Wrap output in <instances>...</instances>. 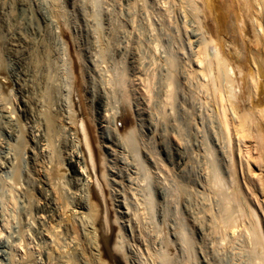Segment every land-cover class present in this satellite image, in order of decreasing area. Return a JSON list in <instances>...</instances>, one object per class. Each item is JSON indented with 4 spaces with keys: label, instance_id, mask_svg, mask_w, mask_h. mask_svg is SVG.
I'll return each mask as SVG.
<instances>
[{
    "label": "bare ground",
    "instance_id": "bare-ground-1",
    "mask_svg": "<svg viewBox=\"0 0 264 264\" xmlns=\"http://www.w3.org/2000/svg\"><path fill=\"white\" fill-rule=\"evenodd\" d=\"M24 1L25 0H0V264H80V260H82L81 258L83 257V255L81 257V254H83V253L80 252V245H81L80 244V234H81L80 225H83V222L85 223V225L82 226V229H84L83 227L86 226L84 231L87 230L89 234H92V236L91 235H89V236H91L93 238L96 237V239L99 240V242L102 244L101 248H103L102 250L105 252V255H111V257L113 259H115V258H117V257H115V256H117L116 255L117 253L114 255L112 252V249L115 250L114 252H116V251L118 252V251L123 249V244H126V241L123 240V238H125V236L123 235L124 234L123 233V227L120 225V223L123 221V220L121 221V218L124 216L126 217V215L130 212V210H131L130 208L132 207V205L129 206V204H128L129 207L128 206L127 207H128V209H130V210H128V212L127 211H125V212L118 211L120 209L119 207H120L121 201H119L116 194H118L119 192L114 194V192L111 191L110 188L113 185H115L116 183H119L120 180H123V177L118 175V173L119 174H122V173H120L119 171L117 173V169L115 170V167H117V166L115 165V167H113V165L115 163L114 164H112V163H113V160L115 157L119 158V156H117V153H122V152L126 151V153H124V154H126V156L125 155L124 156L129 157L127 154L130 152V151L127 152V150L131 149V146H129V145L135 144L134 146L136 148V142H138V141H136V142L134 141L135 143H133L132 137H134L135 135L137 136V134H138V133L136 134V132L134 133L133 130L134 129L136 130V128H138L142 125L140 123L139 126L136 127V121H140V117H141V113H142L141 110H140V112H141L140 113V112H138L139 110H137V109L142 104H139V106H138V104L136 103L138 106L136 108L137 112L132 111L133 108L131 106V104H132L131 100H134L135 98L134 99H133V97L130 98V95H132V94L128 93L130 90L127 92V90L131 89V87H129L128 89H125V87H128L131 85L130 84V85L126 86V82L129 83L128 81L133 76H131L129 74L131 77L128 75L129 80L126 81L127 80L126 72H128L129 70L127 71V69L124 68L126 72L124 70L120 71V73L117 71L119 73V75H117V78H116L117 83L116 84L119 85V88L121 87V90H122V92L120 91L121 94L119 95V97L118 96L115 97L116 103H113L114 101L112 102L110 97L112 98L113 95H115L114 92H113V95L111 96V94H110L111 92L110 93L108 92V90H110V88H108V90L106 89V87H104L105 89L101 88L103 91L102 92L100 91V92H101V94L102 93L103 94L99 96L98 102L96 101L97 102V111H96V115H93L91 112L92 110L90 109L92 107L90 105V102L93 99V97H95V95H94L95 94V89H94L95 87L93 85L94 82H92L94 79L92 76L91 78L93 80H91V81L89 80L91 75L88 76V71L90 69L87 71V68H86L87 65L84 66V64H83V60H82L83 56H81V49H80L81 46H80L78 37L75 35L76 32H75L74 21H72V19L69 17L66 10L64 9L65 7H63V5L61 4V2L59 0H47V1L46 0H29L30 4H28V3L25 4ZM183 1H184V3H187L191 6H193V10L195 13L198 12L195 9L199 8V7H200L199 10L202 8L201 9L202 12L206 10V13L204 15L206 17H203V18H206L205 25H206V28L208 30V33H210V35L205 34V36H207V38L204 39L205 40V42H204L205 47H204L203 52L201 51V54H203L204 59L202 57L201 58L203 60H205V59H207L206 57L209 55V60L207 59L208 61L207 60L203 61V62L208 64L207 66H204V67H208L211 71H213V72L215 71L218 74V77L217 78L215 77L213 80H214V84L218 85L217 91L219 93L221 92L222 93L221 96L223 97L220 99L219 103L217 101L216 102L219 105V109H220L219 118H221L220 119L221 124H219V125L222 127V131H221L222 133L220 132L221 137L219 136V138H220L219 142L221 140L222 146L220 145L221 147L220 146L219 147H220V149H222L221 152L223 153V159L225 160V168H226L225 173H227L228 175H222L220 171L218 172L219 168L216 167L217 164L215 166L213 165L214 166V168H213L214 175H213V179H212L213 181L212 180L211 181L216 186V189H217L218 193L220 194L219 197L221 198V204H219L221 207L219 210V216H218L219 220L218 219L217 220L221 226L224 225L225 227H229V229L231 228L230 230H232L234 227V230H235L237 228L236 226H238V225L235 226V224L238 220L237 218L246 217L248 219V223L246 224L245 229L248 233V236H249L248 238H250L252 241L250 239L249 240L254 243L253 247H254V256H255L256 264L257 263L263 264L264 263V233L262 230L261 220H260V217L255 216V214H254L255 210L253 209V204L251 203L252 201L250 200V197H248V195L244 192V190L242 189V187L240 185V182L238 180V173H237L236 159H235V152H236L235 148L236 147L234 145V142L237 140L236 138L240 133H243V135H244V133L246 132L245 127L247 125L246 123L249 122L248 120L250 118L249 117L250 112L247 111V112H249V114H248L244 110H241L239 107V104H238L239 102L238 103L236 102V100H235L236 98L237 99L239 98V100H240V97H242L241 96L242 93L241 94L239 93L240 97H239V95L237 97V93L239 91L242 92V90L238 91L236 89L239 86L240 80H237L239 82L238 83L237 81H235V79H233V78H235L236 74L234 75V77L231 76L230 74L232 71L237 69L239 74L241 76H243L242 72L244 71L243 70L244 66L239 65L241 62L239 63L238 59H235V63H233L234 61H232V57H236V56H230L231 58H229L228 52H226L228 55L224 54L225 52H224V50H222L223 47L218 42L219 39L212 32L213 28L210 25V22H216L217 23V21L219 20L218 19L219 17L217 15L218 13L216 15H214L216 8H218L217 6H215L213 8L212 5L214 3H212V1H214V0H183ZM73 2H74V0H73ZM235 2L237 4L236 6L238 9V12H241L242 17L245 14L252 13L249 15H250V18L252 19V27H253V33H254V37H255L256 47H259V46L262 47L261 50L258 49L256 51V58L254 59V62H253L255 67H248L247 71L249 72V76L251 79V84H250L251 85V92L250 93L253 96V104H252L253 111L251 108V111H252L251 119H252V123H253V130L252 131H253V135H254V138H255L257 144L260 147H263V145H264V0H228L225 4H222V8L225 7L226 10L227 9L229 10V8L233 7V4ZM180 4H181V2H180ZM18 5L23 6V8H21V12H18V9H19ZM183 5H185V4H183ZM81 9H83V8H81ZM93 10H94V8H93ZM190 11H191V9H190ZM27 12H31L36 16L37 21H38V29H37V31H35V29L31 28V25L29 24L30 27L27 30H29L30 34L28 33L27 36L26 35L22 36V34L20 35V33L18 32V30H20V28H24V26L28 23L27 17L25 16ZM87 12H89V11H87ZM194 12H193V14H194ZM196 14H194V15H196ZM239 17H240V15H239ZM198 18L199 17H197V19ZM95 21H97V20H95ZM82 22L85 25L84 27H85L86 31L89 32V36H92L91 35L93 33V32H91L92 22L90 20H88L87 18H83ZM242 23H243V21H242ZM29 25H27V27ZM92 31H93V29H92ZM95 31H96V29H95ZM218 31H219V29H218ZM93 36H94V34H93ZM221 39H222V37H221ZM100 41H102V40L100 39ZM197 41L200 42L199 40H197ZM107 45L108 44H106L104 46V43H103L104 47L101 48L103 58L107 57L109 55L110 49L108 48ZM96 46H97V44H96ZM96 46H93V47H96ZM241 47H243V45ZM235 48L236 47H234V49ZM90 49H92V48H90ZM228 49H230V48H228ZM199 50H200V46H199ZM210 50H213V52H211ZM242 50H244V49H242ZM242 50H240V51H242ZM99 51H100V48H99ZM124 53H126V52H124ZM196 53H198V52H196ZM199 53H200V51H199ZM201 54H199V56ZM168 55H167V57H168ZM230 55H231V53H230ZM238 55L239 54H237V56ZM97 58H99V57H97ZM197 59H198L199 63L202 65L203 64V62L201 63L202 59H199V58H197ZM164 62H165V60H164ZM171 62L173 63V61H171ZM171 62H170V64H171ZM165 63H163V64H165ZM187 63H188V60H187ZM232 63L236 64V67H233ZM114 64H115V62H114ZM203 65H202V69L204 71ZM96 66L99 68V64H97ZM96 66H94V67H96ZM89 67H90V65H89ZM187 67H188V65H187ZM98 68H97V71L100 72V70L102 68L100 70ZM189 68H188V71H189ZM183 70H185V69H183ZM192 70L194 71L196 69H192ZM190 71H189V73H190ZM193 71H192V74H194V75L197 74L195 72L193 73ZM238 72H237V75H238ZM154 73H156V72H154ZM199 74H201V73H199ZM107 75H108V73H107ZM188 75H187V77H188ZM194 75H192V76H194ZM202 75H204V77H205L206 73L203 72ZM175 76H176V74H175ZM189 76H191V73ZM192 76H191V78H192ZM196 76H194V77L196 78ZM207 76L209 77V75H207ZM139 77H140V79L142 78L141 76H139ZM153 78H154V76H153ZM237 78H239V77L237 76L236 79ZM95 79H96V77H95ZM184 79H185V77H184ZM205 79H207V78H205ZM142 80H144V79L142 78ZM185 80H187V79H185ZM99 81H103V80L99 79ZM170 81H169V83H170ZM97 82H98V80H97ZM132 82H130V83H132ZM98 83H100V82H98ZM143 83H145V82H143ZM237 83H238V86H237ZM104 85H105V83H104ZM132 85H134V84H132ZM205 85L207 86V83ZM135 87H136V85L132 89H134ZM240 87H241V85L238 87V89ZM99 89L100 88H98V90ZM206 89H207V87H206ZM111 90H112V88H111ZM143 90H145V89H143ZM235 90L238 92H235ZM131 91L133 92V90H131ZM146 91H147V89H146ZM135 92H137V91H135ZM167 92H168V89H167ZM108 93H109L110 97L108 96ZM137 94L135 95L136 97H137ZM152 95H151V97H152ZM167 95L168 94H166L165 99H167L168 97L170 98V96L169 95L167 96ZM142 96H143V94H142ZM215 96L217 97L218 95H215ZM95 98H94V100H96ZM218 98L219 97H217L216 100H218ZM224 98L225 99L227 98L228 100L226 99V101H225ZM113 99H114V97H113ZM163 99H164V96H163ZM149 101H150V99H149ZM133 102H135V101H133ZM240 103H241V101H240ZM113 104L117 105V107L115 105L113 106ZM154 104H156V103H154ZM94 105L95 104H93V106ZM147 105H148V103H147ZM151 105H149L150 106L149 110L152 107ZM113 107H116V109L119 107L118 113H116L117 110L115 111V113L113 112V110H114ZM139 108H141V107H139ZM162 108H163V106H162ZM142 109H144V108H142ZM159 109H160V107H159ZM248 110H250V109H248ZM143 111H145V110H143ZM216 111L218 112V109H216ZM154 112H155L154 115H156L157 112L156 111H154ZM151 114H153V113H151ZM158 115H160V114H158ZM158 115H156V116H158ZM143 116H145V115L143 114ZM150 116H153V115H150ZM232 117H233V119H236L237 123L234 122V123H236L235 126H233V119H231ZM147 118L148 117H146V119ZM150 119H152V118H150ZM162 119H163V117H162ZM112 121H113V123H116V126L119 125L118 122H120V124L122 125V127H123V130H122L123 138L120 137L121 133H120V135L118 134L119 133L118 132L119 127H117L118 129L115 131L116 133L111 132L112 129H113V131L115 130L114 129L115 127H113L111 125ZM141 122L143 123V121H141ZM110 125L113 127L112 129H111ZM150 125H153V124H150ZM142 127H143V125H142ZM142 127H141V129H142ZM221 127H219V128H221ZM249 128H252V127H249ZM138 129H140V128H138ZM217 129H216V131H217ZM151 131H153V130L151 129ZM133 133L135 134L134 136H132ZM153 133H154V131H153ZM144 135H145V133H144ZM162 135H163V133H162ZM141 136H142V134H141ZM138 137L141 138L139 135H138ZM160 137H161V135H160ZM139 138H138V140H140V142H141L142 140ZM121 139H122V141H120ZM123 139H125V142H124L125 144H126V142H128V144H129L128 148H130V149L126 148L127 144L126 145L122 144ZM134 139L137 140L136 138H134ZM151 140H152V138H151ZM162 141H164V140H162ZM155 142H156V140H155ZM157 142L159 143V141H157ZM157 142L155 143V146H156V144H158ZM145 143L147 144L148 142L146 141ZM145 143L143 145L141 144V146H145V148L147 149ZM134 146H133V151L137 149V151L136 152L134 151V152L138 153V151H139L138 148L134 149ZM149 146H151V145H149ZM157 146L155 148H157ZM167 146L165 145L166 148H167ZM145 148L143 147L142 150ZM152 148H154V147H152ZM216 149H218V148H216ZM160 150H162V148ZM147 151H145V152H147ZM154 151L155 152H153V150H152L151 152H153V154L154 153L156 154L157 153L156 151H158V150L154 149ZM139 152H142V151H139ZM130 153H132V152H130ZM130 153H129V155L132 156L133 154L131 155ZM167 153H168V151H167ZM210 153H212V152H210ZM119 155H120V157L122 156L121 158H123L122 154H119ZM158 155L162 156L161 154H158ZM147 156H149V155H147ZM150 156H152V154ZM125 157H124V159H125ZM133 157H136V156L133 155ZM142 157H144V156H142ZM152 157H151V159H152ZM157 157L158 156L156 154L155 158H157ZM160 158L161 157L157 158V161H158V159L160 160ZM115 159L117 160V158H115ZM132 159L133 158H131V160ZM136 159L139 160V156ZM143 159H146V158H143ZM163 159H165V158H163ZM123 160H121V161H123ZM125 161H126V159H125ZM134 161H133V163H134ZM141 161H142V159H140V161L137 162V167L140 166V165L138 166V163H140ZM143 161H142V164H143ZM145 161H147V160H145ZM155 161H156V159L153 160V162H155ZM165 161H166V159H165ZM168 161H170V160H168ZM133 163L131 165H133ZM161 163H164V160H162ZM161 163L160 162L158 163L159 166L162 165ZM123 164H125V163H122V166L124 168ZM134 164H136V162ZM152 164H154V163H152ZM155 164L156 165H154V166H157V162H155ZM166 165H167V163H166ZM62 166H66V168L68 167L69 172L66 174L63 173V169H62L63 167ZM133 166H134V168L136 167V165H133ZM145 166H146V163H145ZM145 166L143 164L144 168H145ZM159 166H157V167H159ZM168 166H170V165H168ZM168 166H167V168H168ZM161 167L158 169H161ZM131 168L132 167H130V169ZM144 168H143V171H144ZM149 168L151 169L152 167L150 166ZM140 169H142V166ZM146 169H147V166H146L145 170ZM162 170H164V169H162ZM129 171H127V172H129ZM160 171L161 170H159V172H157V173H160ZM121 172H123V171H121ZM133 172H135V171H133ZM138 172H140V171H138ZM147 172L148 171H146V174H147ZM62 173H63V175H62ZM135 173H137V171ZM126 174L127 173L125 172L124 175H126ZM163 174H165V173H163ZM122 176H123V174H122ZM130 176H128L129 181H131L134 177H136L135 175L133 178H132V176L131 177ZM139 176H140V173H139L138 177H136V179L140 178ZM146 177H147V175H146ZM136 179L134 181L135 183H137ZM141 180H143V179H141ZM123 181H122V183H123ZM137 181H138V179H137ZM141 182L142 181H140V183ZM130 183H132V182H130ZM170 183H171V180H170ZM124 184H125V181H124ZM125 185H124V187H125ZM138 185H140V184L138 183ZM148 185H151V184H148ZM175 185H176V183H175ZM214 185L212 186V188L213 187L215 188ZM248 185H249V190L253 193L251 185L250 184H248ZM115 186L117 187V185H115ZM129 186H134V185H129ZM129 186H128V189L129 188L131 189V187H129ZM141 186H142V188H141V190H142L144 186L143 185H141ZM176 186H178V185H176ZM160 188L165 191V189L162 188V186H160ZM113 189H115V188H113ZM125 189H122V190L124 191ZM119 190H121V189H119ZM131 190L134 194L133 187ZM130 191H129V193L131 194L132 192H130ZM150 191H151V189H150ZM164 191H163V193H165ZM166 191H167V193H169L168 192L169 188ZM250 191L248 193L249 195H250ZM137 192L140 193L139 190ZM147 193H149V192H147ZM181 193H182V191H181ZM181 193H180V195H182ZM126 195H128V193L123 194V196H125V197H126ZM140 195H141V193H140ZM142 195H143V193H142ZM176 195H177V193H176ZM147 196H148V194H147ZM130 197L132 198V196L130 195L127 199H129ZM145 197L146 196H144V198ZM163 197H164V195H163ZM166 197L167 196H165V198ZM135 199H133V200L135 201ZM152 199H153V196H152ZM133 200H132V202H133ZM146 200H149V199H146ZM128 201H130V200H127V202L125 201L126 202L125 204L129 203ZM139 203H141V202H139ZM165 203H168V202L165 201ZM109 204L112 206V207L111 206L110 207L113 209H114V207L119 208L118 210L114 209L115 210L114 211L115 212L114 223H115L116 227L118 226V231H117L115 240L113 237L114 229H113L112 223H111V214H110ZM161 204H163V203H161ZM167 205H169V204H167ZM135 206H137V205H135ZM167 207H166V209H167ZM217 207H219V206H217ZM132 208L137 209L134 206ZM146 209H148V208H146ZM169 209H167V210H169ZM120 210L122 211V209H120ZM136 211L138 212V210H136ZM172 211L175 212L174 210H172ZM118 212L120 214H118ZM132 212L135 214L134 210ZM137 212L135 214V217H137V219L135 218L136 220H138V216H139L138 215L139 213L137 214ZM208 212H210V211L208 210L207 213ZM144 213H145V211H144ZM212 213H210V214H212ZM216 213H218V212H216ZM134 214H133V216H134ZM213 215L214 214L209 216L210 219H211V216L213 218ZM142 216H144V215L142 214ZM216 216H217V214H216ZM129 219H127V221ZM132 222H134V220ZM148 222H150V221L148 220ZM210 222H211V220H210ZM212 222H213V220H212ZM173 223H174V221H173ZM179 223H181V221H179ZM179 223H178V227H176L174 225L171 228V229H173V227L174 228L176 227L175 228L176 231L177 232L179 231V233H176V231H174L177 234V241L176 242H178V244L181 246L180 247L181 250L184 251V249H186V248L190 250L191 249V241H193V240H191L192 238H190V240H189V237L186 234L185 229H184L185 227H183V229H181L182 223H181V226L179 225ZM213 223H215V222H213ZM116 224H118V225H116ZM127 225H128V223H127ZM135 225H136V223H135ZM135 225H134V227H135ZM142 225H143V223H142ZM148 225H149V223H148ZM188 225H190V223H188ZM216 225H217V222H216ZM150 226H152L151 222H150ZM179 226H180V229H177V228H179ZM224 226H222V228H224ZM132 227H130V228H132ZM186 227H187V225H186ZM135 228H133V231L135 230ZM213 228H216V227H213ZM219 230L220 229H218V231ZM221 232H223V231H221ZM88 233H87V235H88ZM176 234H174V235L176 236ZM89 236H87V239ZM175 236H173V237L175 238ZM126 238H127V236H126ZM96 239H94V240H96ZM89 240H92V239L89 237ZM123 241L125 243H123ZM173 241H175V240H173ZM145 242L148 243L147 241H145ZM171 242H172V240H171ZM96 243H98V241H96ZM96 243L94 241H90L89 244H90V246L92 244V248H94L97 245ZM127 246H128V244H127ZM124 248H126L125 245H124ZM180 248H178V249H180ZM181 250H180V253L182 252ZM189 250H188V252L187 251L186 252L189 253ZM96 251H98V250H96ZM189 254H186V256L187 255L189 256ZM99 255L102 257V254L99 253ZM122 255H124V254H122ZM90 256H91V253H90ZM85 257H87V256H85ZM103 257H104V255H103ZM105 257H107V256H105ZM167 257H168V254H167ZM164 258H166V257L164 256ZM186 258H188V257H186ZM99 259H102V258H99ZM182 259H183V257H182ZM182 259H181V261H182ZM188 259H190V256ZM166 260H167V258H166ZM166 260H164V262ZM175 260L178 261V259H175ZM116 261L117 260H115V262ZM181 261H178V263L179 262L181 263ZM115 262H113V263H115ZM140 264H142V263H140Z\"/></svg>",
    "mask_w": 264,
    "mask_h": 264
},
{
    "label": "rangeland",
    "instance_id": "rangeland-1",
    "mask_svg": "<svg viewBox=\"0 0 264 264\" xmlns=\"http://www.w3.org/2000/svg\"><path fill=\"white\" fill-rule=\"evenodd\" d=\"M59 1L63 5V7H65L64 9L66 10L69 17L72 19V21H74L75 32H76L75 35L78 37V40H79V43L81 46L80 49H81V56H83L82 57L83 58L82 59L83 64H84V66L87 65V67H86L87 71L90 69L88 71V76L91 75L89 80L90 81L93 79L95 80V81L93 80L92 82H94L93 83V85L95 87L94 88L95 89L94 95L96 98L93 97V99L91 100L92 103L90 102V105L92 106V107L90 106L91 107L90 109L92 110L91 111L92 114L96 115L98 98L100 95L103 94V93L101 94V92L103 91L101 88L106 87L107 90H108V88H110V90L112 88L113 91L108 90V92L109 93L111 92L110 93L111 96L113 95V92H114V94H115V95H113L114 99H113V97L111 98L109 96V93H108V96L110 97L112 102L114 101L113 103H116L115 97L116 96L119 97V95L122 92L121 87L119 88V85L116 84L117 83L116 78H117V75H119L120 71H122V70L125 71V69H127V71L129 70L128 72L125 71L126 75H127L126 81L129 80L128 78L130 75L133 76V77L130 76L131 81L129 80L128 81L129 83L126 82V86L130 85V84L131 85L134 84V85H132V86L130 85L128 87H125V89H128L129 87H131V89H128L127 92L130 90L128 92L129 94H132V95H130V98L131 97H133V99L135 98L134 100H131V102H132L131 106L133 108L132 111H136V112H137V110H139L138 112H140V110L142 111V113L140 112L141 113L140 121H136V127H138L140 123L143 125V127L141 125L140 127H138L140 129L136 128L137 131L135 129H134L135 131L133 130L134 133L135 132H136V134L138 133L137 136L134 133L132 134V136L135 135L134 137H132L133 143L138 141V142H136V148H138V150L142 151V152L138 151V153H135L137 151V149L134 146L135 144L129 145L128 142H126V144H127L126 145L124 143L125 139H123L122 144H125L127 146L126 147L127 149H130V148H128L129 146H131V149H132V150L131 149L127 150V152H129V151L132 152V153H130V152L129 153L131 155L133 154L136 157H133V155L130 156L129 153H127L129 157H125L126 154H124V153H126V151H124L122 153H117V156H119L120 159L118 157H115V158H117V160L114 158V160H115L114 161L111 158L113 160L112 164L115 163L113 165V167H115V165L117 166V167H115V170L117 169V173L119 171L120 173L123 174V176H122V174L118 173V175L123 177L125 184L126 183L127 184L125 185L124 181L120 180L119 183L115 184V185H117L118 188L115 185H113L111 188L109 187L111 189V191L114 192V194L119 192L118 194H116V196L118 197L119 201H121L119 208L122 209V211L117 207H114V209H116V210L119 209L118 211H120V212H125V211L128 212V210L131 209L132 211L134 210L135 214L137 212L136 210H138L137 214L139 213L138 215L141 218L138 216V220H136L137 217H135V214L131 210L126 215V217L124 216L121 218V221L122 220L124 221V222L122 221L120 223V225L123 227V233H124L123 235L125 236V238H123V240L126 241V244H123V249L118 251V252L117 251L114 252L115 250L112 249V252L114 255L117 253L116 254L117 256H115L117 258H115V259H113L111 257V255H105V252L102 250L103 248H101L102 244L99 242V240L96 239V237L95 238L91 237L92 234H89L87 230H86L87 232L84 231L86 226L83 227L84 229H82V226L85 225V223L82 221L83 225H80V232H81V234H80V244H81L80 245V252L83 253V254H81V257H82V255H83V257L81 258L82 260H80V264H84V263L85 264H105V263L106 264H108V263L109 264H140V263H142V264H170V263L171 264H175V263L176 264H256V260H255V256H254V247H253L254 243L251 242L252 240L250 238H248L249 236H248V233L245 229L246 224L248 223V219L246 217L237 218L238 220H237L235 226L238 225V226H236L238 229L235 227L236 229L234 230V227H233V229H232L233 231L230 230L231 228L229 229V227H225L224 225H222V226H224V228H222L220 223H218L219 210L221 208L219 204H221V198L219 197L220 194L218 193L216 186L212 182L213 181L212 180L213 175H214L213 168L217 164L216 167L219 168L218 172L220 171L222 175H228V174L225 173L226 172L225 160L223 159V153L221 152L222 149H220V147L222 146L221 145L222 142H221V140L219 142V139H220L219 136L222 133L221 132L222 127L219 125V124H221V121H220L221 118H219L220 109H219V105L217 104V102L219 103L220 99L223 97L221 96L222 93L221 92L219 93L217 91L218 85H215L214 80H213L215 77L216 78L218 77V74L215 71L214 72L211 71L208 67H204V66H207L208 64L203 62V61H205L207 59L209 60V55L206 57L207 59L203 60L204 56H203V54H201V51L203 52L204 47H205V44H204L205 40L204 39L207 38V36H205V34L210 35V33H208V30H207L206 25H205L206 18H203V17H206V16H204L206 13V10L202 12L201 11L202 8L199 10L200 7L198 6L199 8L195 9L196 11H198L196 13L198 15L200 14L198 16L194 12L193 6H191L187 3H184L183 0H172V1L171 0H91V1L90 0H86V1L85 0H74V2H73V0H71V1L70 0H59ZM227 1L228 0H214V1H212V3H214L213 5L211 4L213 6V8L215 6L218 7V8H216L214 15H216L218 13L217 15L219 17L218 18L219 20L217 21V23L216 22H210V25L213 28L212 32L219 39L218 42L223 47L222 50H224V52H225L224 54L226 55L227 54L226 52H228L229 58H231L230 56H236V57H232V61H234L233 63H235V59H238L239 63L240 62L242 63V64L240 63L239 65L244 66L243 70L245 72L244 71L242 72L243 76H241L239 74L238 70L235 68H234L235 70L232 71L230 74L233 77L236 74L235 78L232 77L233 79H235V81L240 80V83L238 81L237 82L239 83V86L241 85V87L238 89L239 86L237 83L238 87L236 89L238 91L242 90V92L241 91L238 92L236 90H235V92H238L237 97H238V95L240 97V94L242 93V95H241L242 97H240V100H239V98L238 99L236 98L235 100L237 103L239 102L238 104H239V107L241 110H244L245 112H247V111L250 112V115H249L250 118L248 120L249 122L246 124L249 127H252V128H249L246 125V127H245L246 132L244 133L245 136L243 135V133H240L236 138L237 140L234 142V145L236 147L235 148L236 149L235 150L236 151L235 152L236 168H237L238 180L240 182V185H241L242 189L244 190V192L248 195V197H250V200L252 201L251 203L253 204V209L255 210L254 214L256 217H260L262 230L264 233V145H263V147H260L257 144V142L254 138V135H253V131H252L253 130V123H252L251 116H252V111H253V108H252L253 107L252 106L253 96L250 93L251 92V85H250L251 79L249 76V72L247 71L248 67H255L253 62H254V59L256 58V51L258 49L261 50L262 47L261 46L256 47V42H255V37H254L253 27H252V19L250 18V15H249L252 13L245 14L242 17L241 12H238L236 2L233 4L232 8H229V10L228 9L226 10L225 7L222 8V4H225ZM180 2L182 5L183 4H185V5L182 6L180 4ZM24 3L30 4L29 0H25ZM18 8H19L18 12H21V8H23V6L18 5ZM81 8H83V9H81ZM93 8H94V10H93ZM190 9H191V11H190ZM87 11H89V12H87ZM193 12L196 15H194ZM87 13L88 14L90 13V14L88 15ZM239 15H240V17H239ZM25 16L27 17L28 23L24 26V28H20V30H18V32L20 33V35L22 34V36H25V35L27 36L28 33L30 34L29 30H27L30 27V25H31V28L35 29V31H37V29H38V21H37L36 16L31 12H27ZM197 17H199V18L197 19ZM83 18H87L88 20H90L92 22L91 28L93 29V31L91 29V32H93V33L91 35L93 36V34H94V36H93L94 38L92 36H89V32L86 31V29L84 27L85 25L82 22ZM95 20H97V21H95ZM242 21H243V23H242ZM27 25H29V26L27 27ZM93 27L96 29V31ZM217 28L219 29V31ZM221 37H222V39H221ZM100 39L103 42L100 41ZM197 40H199L200 42H198ZM103 43H104V46L106 44H108L107 46L110 49L109 55L107 57H104V58H103L102 50H101V48L104 47ZM96 44L98 47L96 46ZM242 45L244 48L241 47ZM93 46H96V47H93ZM199 46H200V50H199ZM234 47H236V48L234 49ZM90 48H92V49H90ZM99 48H100V51H99ZM228 48H230V49H228ZM242 49H244V50H242ZM198 50L200 51V53ZM240 50H242L243 52ZM210 51L213 52V50H210ZM124 52H126V53H124ZM196 52H198V53H196ZM230 53H231V55H230ZM199 54H201L202 56L201 55L199 56ZM237 54H239L240 56L239 55L237 56ZM167 55H168V57H167ZM97 57H99V58H97ZM197 58L202 59L201 63L203 62V64H204V65L202 64L204 71L202 69V65L199 63ZM164 60L166 63L164 62ZM187 60H188V63H187ZM171 61H173V63ZM114 62H115V64H114ZM170 62H171V64H170ZM163 63H165V64H163ZM233 63H232L233 67H236V64H233ZM97 64H99V68L96 66ZM89 65H90V67H89ZM93 65L96 67H94ZM187 65H188V67H187ZM97 68L99 70L101 68L102 69L99 72V71H97ZM188 68H189V71L191 70L190 71L191 76L194 75V74H192V71H193L192 69H196L193 71V73L194 72L197 73L194 75V76L197 75L196 78L194 76H192V78H191V76H189L190 73L188 71ZM183 69H185V70H183ZM154 72H156V73H154ZM203 72L206 73L205 77H204L205 74L202 75ZM237 72H238V75H237ZM107 73H108V75H107ZM199 73H201V74H199ZM175 74H176V76H175ZM187 75H188V77H187ZM207 75H209V77ZM92 76H93V79L91 78ZM94 76L96 77V79ZM139 76H141L144 80L145 79L147 80L148 78L149 79L147 81L146 80L144 81V80H142V78L140 79ZM153 76H154V78H153ZM237 76L239 78L236 79ZM184 77L187 80H185ZM205 78H207V79H205ZM99 79H101L103 81H99ZM97 80L100 83H98ZM169 81H170V83H169ZM130 82H132V83H130ZM143 82H145V83H143ZM104 83H105V85H104ZM206 83H207V86L205 85ZM135 85H136V87L134 89H132ZM206 87H207V89H206ZM98 88H100V89L98 90ZM143 89H145V90H143ZM146 89H147V91H146ZM167 89H168V92H167ZM131 90H133V92ZM134 90L137 92H135ZM134 92L136 94L138 93L137 97L135 96L136 94ZM140 92L141 93L143 92L142 93L143 96ZM166 94H168L170 96V98L169 97L167 98L168 100L165 99ZM214 94L218 95L217 96V97H219L218 100H216L217 97ZM151 95H152V97H151ZM163 96H164V99H163ZM94 98L96 100H94ZM149 99H150V101H149ZM226 99L224 98L225 101H226ZM133 101H135V102H133ZM240 101H241V103H240ZM136 103L138 104V106H139V104H142L141 106H139L141 108H139ZM147 103H148V105H147ZM154 103H156V104H154ZM93 104H95V105L93 106ZM114 105L115 104H113V106ZM149 105L152 106L150 108V110H149V107H150ZM115 106L117 107V105H115ZM162 106H163V108H162ZM116 107H113L114 113L116 110H117L116 113H118L119 107L117 109H116ZM137 107H138V109L136 110ZM159 107H160V109H159ZM142 108H144V109H142ZM251 108H252V111H251ZM216 109H218V112L216 111ZM248 109H250V110H248ZM143 110H145V111H143ZM154 111L157 112L156 115H158V114H160V115H158V116L154 115L155 114ZM249 112H247V113L249 114ZM151 113H153V114H151ZM143 114L145 116H143ZM150 115H153V116H150ZM159 116L160 117L162 116L163 119H162V117L160 118ZM146 117H148V118L146 119ZM150 118H152V119H150ZM231 119H233V117ZM141 121H143L144 124ZM234 122H236V119H233V126H235L237 123V122L236 123H234ZM111 123H112L111 125L113 127H115L114 128L115 130L113 131V129H112L113 127L110 125V127L112 129V130L110 129L111 132L116 133L115 131L118 129L117 127H119V129H118L119 133L118 132L117 133L119 135L121 133L120 137L123 138V134H122L123 127L120 124V122H118L119 125H117V126H116V123H113V121ZM150 124H153V125H150ZM141 127H142V129H141ZM219 127H221V128H219ZM151 129L154 131V133H153V131H151ZM216 129H217V131H216ZM144 133H145V135H144ZM162 133H163V135H162ZM141 134L143 137L141 136ZM138 135L141 138H139ZM160 135L162 138L160 137ZM134 138H136L137 140H135ZM138 138L141 139L142 141L140 142V140H138ZM151 138H152V140H151ZM145 140L148 142L147 144L145 143L146 142ZM155 140H156V142L159 141V143L157 142L158 144H156V146L158 145L157 148H155L156 147L155 146V143H156ZM162 140H164V141H162ZM120 141H122V139ZM143 142L146 144L147 149L145 148V146H141V144L142 145L144 144ZM147 145L148 146L151 145V146L148 147ZM165 145L166 146L168 145L169 147L167 146V148H166ZM133 146H134V149H136V150H134L135 152L133 151ZM140 146L142 148L144 147L146 150L145 149L142 150V148ZM152 147H154V148H152ZM161 148H162V150H160ZM216 148H218V149H216ZM154 149L158 150V151H156L157 152L156 154L158 156L157 158L161 157L160 160L158 159V161H157V158H155L156 154L155 153L153 154V152H155ZM150 150L151 151L153 150V152H151ZM145 151H147L149 154ZM167 151H168V153H167ZM210 152H212V153H210ZM119 154H122L123 158H121L122 156L120 157ZM151 154L153 157L150 156ZM158 154H161L162 156H160ZM147 155H149V156H147ZM138 156H139V160L136 159ZM142 156H144V157H142ZM124 157H125L126 161H125ZM151 157H152V159L154 158L153 160L156 159L155 162H157V166H159V164H158L159 162L161 163L162 160H164V163H161L162 165L160 164L163 168L161 166H159V167L154 166L156 164H155V162H153ZM131 158H133V159L131 160ZM143 158H146V159H143ZM163 158H165L166 161ZM140 159H142V161L144 160L143 161L144 166L146 163V166H147L146 170H145L146 166H145V168L143 167L142 161L140 163H138V166L140 165L139 166L140 168L142 166V169L137 167V162H139ZM121 160H123L124 162ZM145 160H147L148 162ZM168 160H170V161H168ZM133 161H134V163L136 162V164H134ZM122 163H125V164H123L125 169L123 168ZM132 163H133V165H136L135 168L133 165H131ZM152 163H154V164H152ZM166 163H167V165H166ZM168 165H170V166H168ZM148 166L149 167L151 166L152 168L153 167L154 168L150 169ZM167 166H168V168H167ZM62 167H63L62 168L63 173L66 174L69 172L68 167L67 168H66V166H62ZM130 167H132L133 169L132 168L130 169ZM160 167H161V169H158ZM143 168H144V171H143ZM162 169H164V170H162ZM132 170L135 172L137 171V173L133 172ZM159 170H161L160 173H157V172H159ZM121 171H123V172H121ZM127 171H129V172H127ZM138 171H140V172H138ZM146 171H148L147 174H146ZM125 172L127 173L126 174L127 176L124 175ZM63 173H62V175H63ZM139 173H140V176H139L140 178H137L138 179V181H137L136 177H138ZM163 173H165V174H163ZM130 175L132 176V178L134 177V175L136 176L134 178L136 179L137 183L134 182L135 181L134 178L133 179L131 178L132 179L131 181L128 180V176H130ZM146 175H147V177H146ZM141 179H143V180H141ZM170 180H171V183H170ZM122 181H123V183H122ZM140 181H142V182L140 183ZM130 182H132L133 184ZM138 183L140 185H138ZM175 183L179 187L176 186ZM211 183L215 186V188L214 187L212 188L213 185ZM123 184L125 185V187ZM148 184H151V185H148ZM248 184L251 185L253 193L249 190ZM127 185L128 186L134 185V186H129V187H131V189L133 187L134 194L130 188L128 189ZM141 185L144 186L142 190H141V188H142ZM160 186H162V188H164L165 191L162 190L160 188ZM113 188H115L116 190ZM168 188H169V191H168L169 193H167V191H166V190H168ZM119 189H121V190H119ZM122 189H125L124 190L125 192ZM150 189H151V191H150ZM138 190L140 191L141 195L139 192H137ZM120 191L122 193L123 192L126 194L128 193V195L130 194L129 191L132 192L130 195L132 196L133 199L136 198L135 201L131 197L129 199H127L130 195L129 196L126 195V197H125V196H123L124 193L122 194ZM163 191L165 193H163ZM181 191H182V193H181ZM249 191H250V195L248 194ZM147 192H149V193H147ZM142 193H143V195H142ZM176 193H177V195H176ZM180 193L182 195H180ZM147 194H148V196H147ZM163 195H164V197H163ZM170 195L172 197L173 196L174 197L172 198ZM144 196H146L147 198L146 197L144 198ZM152 196H153V199H152ZM165 196H167L166 198L167 199L169 198L170 200L168 199L169 200L168 201L165 198ZM146 199H149V200H146ZM127 200H130V201H128L129 203L125 204L127 202ZM132 200H133V202H132ZM164 200L168 203H165ZM139 202H141V203H139ZM161 203H163V204H161ZM128 204H129V206L132 205V207L134 206L137 209H134L132 207L130 209H128V207H129ZM167 204H169V205H167ZM135 205H137V206H135ZM110 206L111 205L109 204L110 214H111V223H112V227L114 229L113 237L115 240L116 234L118 231V226L116 227L115 223H114V214H115L114 211L115 210L113 208H111L112 206L111 207ZM165 206L166 207L168 206L167 209H169V208L170 209L167 210ZM217 206H219V207H217ZM146 208H148L149 210ZM172 210H174L175 212H173ZM206 210L207 211L209 210L210 212L207 213ZM144 211H145V213H144ZM216 212H218V213H216ZM132 213L134 214V216ZM210 213L214 214L215 216L217 214V216L215 217L213 215V218L211 216V219H210L209 216L212 215ZM118 214H120V213L118 212ZM142 214L144 216H142ZM127 219H129L128 220L129 222L127 221ZM133 220L136 223V225L134 222H132ZM148 220L151 222L152 226H150V222H148ZM210 220H211V222H210ZM212 220L215 223H213ZM173 221H174V223H173ZM179 221H181L182 226H181V223H179ZM216 222H217V225H216ZM127 223H128V225H127ZM142 223H143V225H142ZM148 223H149V225H148ZM178 223L181 226V229H183V227H185L184 229H185L186 234L189 237V240H190V238H192L191 240H193V241H191V249L190 250L187 248L184 249V251L181 250V248H180L181 246L178 244V242H176L177 241V234L176 233H179V231L177 232L175 228L178 227ZM188 223H190V225H188ZM116 225H118V224H116ZM134 225L136 228L134 227ZM174 225L176 227L175 228L173 227V229H174L173 230L171 228ZM186 225H187V227H186ZM180 226L177 229H180ZM130 227H132V228H130ZM213 227H216L217 229L213 228ZM133 228H135L134 231H133ZM218 229H220V230L218 231ZM174 231H176V233ZM221 231H223V232H221ZM87 233H88V235H87ZM174 234H176V236ZM89 235H91V236H89ZM87 236H89L92 240H89V237L87 239ZM126 236H127V238H126ZM173 236H175V238ZM94 239H96V240H94ZM171 240H172V242H171ZM173 240H175V241H173ZM90 241H94L95 243H96V241H98V243H96L97 245L94 248L96 250H98L99 252L96 251L94 248H92V244L90 246V244H89ZM124 241H123V243H125ZM145 241H147L148 243H146ZM127 244H128V246H127ZM124 245L126 248H124ZM178 248H180V249H178ZM180 250L182 251L181 253H180ZM188 250H189L190 254L187 253ZM90 253H91V256H90ZM99 253L102 254V257L99 255ZM121 253L124 255H122ZM167 254H168V257H167ZM186 254H189L190 259H188L189 256L188 255L186 256ZM103 255H104V257H103ZM85 256H87V257H85ZM105 256H107V257H105ZM164 256L167 258V260H166V258H164ZM182 257H183V259H182ZM186 257H188V258H186ZM99 258H102V259H99ZM175 259H178V261H181V259H182V261H181V263L180 262L178 263V261ZM115 260H117V261L115 262ZM164 260H166V261L164 262ZM113 262H115V263H113ZM259 264H261V263H259Z\"/></svg>",
    "mask_w": 264,
    "mask_h": 264
}]
</instances>
